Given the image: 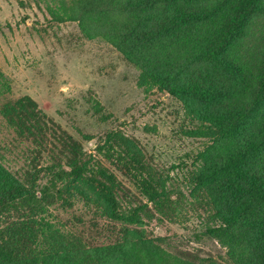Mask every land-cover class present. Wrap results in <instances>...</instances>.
<instances>
[{"label":"trees","instance_id":"1","mask_svg":"<svg viewBox=\"0 0 264 264\" xmlns=\"http://www.w3.org/2000/svg\"><path fill=\"white\" fill-rule=\"evenodd\" d=\"M92 1L108 27L104 36L140 66L138 84L181 101L196 122L189 133L207 139L188 171L190 196L198 199L205 192L211 204L210 223L194 237L244 248L247 263L264 264V51L248 72L227 57L234 42L247 34L250 20L264 14V0L75 3L89 13ZM62 13L75 17L74 7L63 6ZM107 13L116 17L108 19ZM119 15H124L122 21ZM86 33L91 36L90 30ZM177 46L181 52L175 61L165 53ZM156 54L166 63L154 65L149 57ZM215 73L226 83L216 84ZM5 78L0 70V94L8 88ZM242 85L246 97L227 103ZM0 118L5 129L33 145L38 156L48 133L52 145L43 163H36L31 154L20 167L0 152V264H196L145 233V226L172 215L179 204L171 202L169 178L157 173L128 138L109 131L95 153L89 152L29 95L2 102ZM102 157L113 162L138 193L130 192ZM54 205L79 207L108 220L112 228L119 227L121 239L83 244L53 220Z\"/></svg>","mask_w":264,"mask_h":264},{"label":"rangeland","instance_id":"2","mask_svg":"<svg viewBox=\"0 0 264 264\" xmlns=\"http://www.w3.org/2000/svg\"><path fill=\"white\" fill-rule=\"evenodd\" d=\"M96 4H88L91 8L87 13V8L79 7L75 0H0V70L8 83L0 94V105L29 95L49 118L92 153L109 131L125 136L157 173L169 178L171 202L179 204L172 215L145 226L150 238L196 264H256L246 262L248 252L244 248L232 249L207 236L194 237L210 223L211 204L205 192L198 199L190 196L188 171L193 167L194 154L207 139L189 133L196 122L181 101L156 88L145 91L138 84L140 66L104 36L108 27L93 9ZM63 6L67 10L74 7L75 17H66ZM107 17L116 15L107 13ZM123 18L118 16L120 21ZM246 30L227 57L248 72L264 51V14L254 16ZM178 52L177 46L165 55L177 61ZM149 60L156 66L166 63L159 54ZM213 76L216 84L226 83L222 76ZM232 94L227 103L245 98L246 90L242 85ZM14 136V130L5 129L0 118V152L15 166H22L25 156L31 154L36 163L46 160L52 147L49 133L41 156L29 142ZM102 161L130 192L138 193L113 162L103 157ZM77 208L51 206L52 218L89 246L114 244L121 239L119 227L112 228L108 220Z\"/></svg>","mask_w":264,"mask_h":264}]
</instances>
